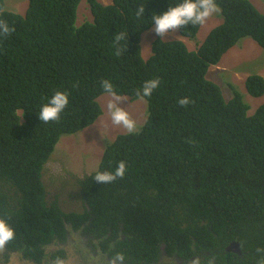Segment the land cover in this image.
<instances>
[{
  "label": "trees",
  "instance_id": "obj_1",
  "mask_svg": "<svg viewBox=\"0 0 264 264\" xmlns=\"http://www.w3.org/2000/svg\"><path fill=\"white\" fill-rule=\"evenodd\" d=\"M81 1L28 0L20 14L0 0V19L14 28L0 37V217L16 232L6 251L36 262L61 257L47 251L85 227L102 254L123 252L127 264L190 255L201 264H257L256 250L264 248V101L251 113L233 85L226 99L206 75L240 39L264 50V13L249 0H215L220 22L195 50L181 40L196 38L200 25L189 24L176 32L180 39H153L144 59L141 38L154 26L153 14L180 0H84L92 19L77 23ZM140 4L145 15L138 18ZM119 32L128 34L120 42L127 51L117 56ZM105 79L132 100L145 80L160 84L145 98L140 130L118 134L100 157L101 171L126 162L124 177L102 185L94 171L79 181L83 212L65 213L57 194L49 199L42 171L62 135L102 114L97 99ZM243 85L250 96H264L263 76H247ZM55 91L67 92L69 104L59 121L41 122L40 106ZM182 98L190 100L186 107ZM234 241L240 257L225 250Z\"/></svg>",
  "mask_w": 264,
  "mask_h": 264
},
{
  "label": "rangeland",
  "instance_id": "obj_2",
  "mask_svg": "<svg viewBox=\"0 0 264 264\" xmlns=\"http://www.w3.org/2000/svg\"><path fill=\"white\" fill-rule=\"evenodd\" d=\"M255 8L264 13V0H249ZM6 8L23 14L27 8V0H4ZM103 5L110 4V0H99ZM213 13L200 29L194 40L188 41L187 45L194 50L202 41L203 37L219 24L220 20L215 19ZM92 19L88 5L84 0L79 4L77 10V23L90 21ZM153 29V28H152ZM152 29L148 30L141 40L142 54L144 58L149 56L150 42L157 36ZM177 38V33L170 34L166 39ZM165 39V38H164ZM239 44L227 51L217 65L208 68L207 75L210 80L221 85L224 97L228 99L231 91L229 84L233 85L243 94L244 101L247 100L250 105L249 112L254 113L256 108L264 101V96L254 98L244 89V79L251 75H260L264 77V50L260 48L252 39L243 38ZM242 42V43H241ZM148 47L149 49H145ZM145 49V50H144ZM220 87V88H221ZM127 101L120 106L127 109L130 116L137 122V131L146 120V102L145 100H132L123 96ZM109 97L102 94L98 99L102 114L95 122L69 135H62L56 144L54 151L46 162L42 171V182L48 188L49 199L55 197L58 203L64 207V210H73L72 207L79 200L78 181L85 180L91 173L98 169L100 157L104 148L110 144L118 134L126 133L125 130L114 126L110 122V117L106 110V103ZM18 259V256H12V259ZM19 260V259H18ZM69 264H82L83 258L69 257ZM21 263L23 261L21 260Z\"/></svg>",
  "mask_w": 264,
  "mask_h": 264
},
{
  "label": "clouds",
  "instance_id": "obj_3",
  "mask_svg": "<svg viewBox=\"0 0 264 264\" xmlns=\"http://www.w3.org/2000/svg\"><path fill=\"white\" fill-rule=\"evenodd\" d=\"M216 11L217 4L215 0H180V2L176 3L174 6L169 5V8L166 12L162 14H153L151 18V23L154 26L150 29L153 28L152 31L162 40L167 41L180 39L178 36L175 39H166V37L170 34L176 33L179 29L189 24L193 26H201ZM144 15L145 8L142 6V4H140L136 9V16L139 18L144 17ZM13 31L14 28L10 27L6 20L0 19V37L6 38ZM127 35L128 34H125L124 32H119L114 35L113 40L116 45L115 55L120 56L124 51H127V48L124 49L120 47L121 41H127ZM204 38L205 37H203V39ZM181 40L184 42V44L189 50H192L187 45V42L191 40ZM145 49L149 48L146 47ZM159 84V79L145 80L141 88L137 89L136 97L142 101L145 100V98L151 97L154 90L158 88ZM101 87L106 96L109 97L106 103V110L110 117L111 124L122 128L129 134L135 133L137 131L136 120H134L130 116L127 109L120 106L123 102L127 100L115 91L113 84L109 80H102ZM189 103L190 100L188 98H182L178 101V104L184 107H186ZM68 104V93L62 91H55L47 99L46 103H43L40 106V110L38 112V119L44 123L59 121L61 113L65 110ZM126 170V162L119 161L114 171L97 170L93 179L98 184H109L116 181L118 178L122 179L126 173ZM15 239V229L8 223L7 219L0 217V264H8V261L4 259V256L8 246ZM256 251L257 253L261 254V258L257 261V264H264V248H258ZM23 264H29V262L24 261ZM48 264H69V260L57 256L54 260L49 261ZM87 264H97L96 258L91 255L88 256ZM104 264H127V257L123 252L114 251L110 255V257H108L106 261H104ZM191 264H201L200 258H196L194 261L191 262ZM207 264H215L214 259H209L207 261Z\"/></svg>",
  "mask_w": 264,
  "mask_h": 264
},
{
  "label": "flooded vegetation",
  "instance_id": "obj_4",
  "mask_svg": "<svg viewBox=\"0 0 264 264\" xmlns=\"http://www.w3.org/2000/svg\"><path fill=\"white\" fill-rule=\"evenodd\" d=\"M80 181V180H79ZM79 181H78V189H79ZM79 192V191H78ZM79 198V196H78ZM80 200V199H79ZM59 204V203H58ZM83 202L80 200L78 201L76 204H74V206L72 207L73 210H64V207L62 205L59 204L60 208L62 209L63 212L67 213V212H74L76 214H81L83 212ZM87 222H83L81 223V226H84V224H86ZM78 229V234L79 236L73 235V233H68L67 234V242L60 244V243H53L52 246L49 249V252L47 251V253H50L52 251V253L54 254H63V256H61V258H65V259H69L70 256H73L75 258H83L84 261H82V264H87V260H88V256H94L96 258L97 264H104V261H106V259L108 258L106 255L102 254L100 252V244L95 243L94 238L93 241L91 242V240H88L85 237L84 231H82V229H85V227H77ZM89 239L92 238L91 234L88 235ZM95 245V247H94ZM46 255V256H45ZM45 257H42L40 259L39 262H36L35 260H29V258H22V255L19 257L18 255H16L13 252H9L6 251L4 259L6 261H8V264H23L21 263V260L24 262V260L28 261L29 264H48L49 261L54 260L56 257H54L53 259L51 258L50 255L47 256V254H45ZM12 256H18V259L13 258ZM165 257V256H164ZM164 257L161 258V260L164 259ZM197 257L195 255H190L188 260L186 259H182V258H178V257H173V258H168L166 261L168 262V264H171V262L173 264H191L192 261H194ZM35 262V263H34ZM154 264V263H153ZM158 264H160V262H158Z\"/></svg>",
  "mask_w": 264,
  "mask_h": 264
},
{
  "label": "water",
  "instance_id": "obj_5",
  "mask_svg": "<svg viewBox=\"0 0 264 264\" xmlns=\"http://www.w3.org/2000/svg\"><path fill=\"white\" fill-rule=\"evenodd\" d=\"M226 252H230V253H234L236 254L238 257L241 256V251H240V245L238 242L234 241L232 243H230L227 247H226Z\"/></svg>",
  "mask_w": 264,
  "mask_h": 264
}]
</instances>
